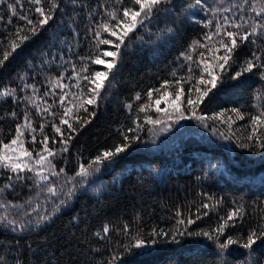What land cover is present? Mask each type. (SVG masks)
<instances>
[{"label":"snow or ice","instance_id":"6c2138e0","mask_svg":"<svg viewBox=\"0 0 264 264\" xmlns=\"http://www.w3.org/2000/svg\"><path fill=\"white\" fill-rule=\"evenodd\" d=\"M145 35L157 50H182L166 77L121 102L126 122L88 157L77 153L69 175L74 142ZM37 37L47 38L46 47L11 68ZM227 88L243 91L244 103L209 109ZM0 101L10 108L0 119L14 121L11 132L0 129V264H63L40 233L89 192L96 204L64 225L78 242L77 264H137L150 251L168 254L165 264H232L235 254L242 264H264V200L200 191L194 212L187 201L174 204L160 218L165 226H148L143 209L125 219L105 202L119 203L115 177L97 185L98 174L186 120L264 165V0H0ZM217 170L210 163L197 181ZM147 179L138 185L146 189ZM259 183L264 196V176ZM23 189L29 195L20 202ZM186 251L194 254L185 259Z\"/></svg>","mask_w":264,"mask_h":264},{"label":"trees","instance_id":"16d2710c","mask_svg":"<svg viewBox=\"0 0 264 264\" xmlns=\"http://www.w3.org/2000/svg\"><path fill=\"white\" fill-rule=\"evenodd\" d=\"M209 2L211 3L212 0ZM197 32L198 29L193 26L188 32V38H195ZM144 41L142 47L137 48L134 45L129 50V60L119 73L118 90H112V95L102 103L97 118L81 132L74 142L68 165L69 175L72 174L70 170L75 166L77 153L88 157L96 151L97 147L108 142L105 137L110 129H115L121 122H126V114L121 102L130 99L135 91L155 84L157 77H166L173 66L171 62L178 55L177 49L182 50L181 44L175 47L168 45L157 50L147 35L144 36ZM46 43V37L35 38L34 42H30L23 56L13 61L10 67L14 70L21 68L27 60L37 56L38 50L45 48ZM96 67L97 70H102V66ZM241 87L244 88L246 85ZM253 87H258V85H253ZM243 96V91L227 88L216 102L208 105V108L212 109L216 104H224L228 101H236L238 106L244 103ZM227 106L234 105L229 102ZM9 110V105L0 101V117H4L5 112ZM13 127L14 121L11 117L0 119V129H3L5 133L11 132ZM144 139L148 140L147 135ZM225 143L213 137L195 121H182L172 131L161 133L155 143L149 142L146 148L141 145V150L131 153L121 165L98 174L97 185L101 182L110 185L115 177L117 185L122 184L123 187V191L117 193L119 203L117 204L113 197H106L105 202L112 200V212L124 215L125 219H130L134 211L143 209L145 223L148 226L154 223L165 226L160 218L169 215V208L174 204L187 201L194 212L195 206L191 202L198 200L196 194L200 191L222 195L226 198L243 196L249 202L264 200V196L259 195L260 177L264 176V165L259 157L251 156L236 148L235 145L226 148ZM217 162L219 170L209 180L198 182L197 177L202 175V171L207 170L210 163ZM138 177L148 178L146 189L138 185ZM28 195V189H23L16 200L22 202ZM88 197H92L91 192L88 193ZM88 197L74 201L72 209H68L52 226L40 233V237L46 235L52 241V251L62 259L63 264H77L78 242L66 232L64 225L75 211L96 204L94 197L91 199ZM221 214H223V209H221ZM214 219L213 216V220L207 223H213ZM254 219L249 222H254ZM94 223L99 226L100 221H94ZM40 237H34V239H40ZM3 239L5 237L0 236V240ZM243 251L240 249V252ZM193 254L194 251H186L184 258L187 259ZM167 255L163 252L150 251L138 258L137 264H165ZM229 259L232 264H242L244 257L235 254Z\"/></svg>","mask_w":264,"mask_h":264}]
</instances>
